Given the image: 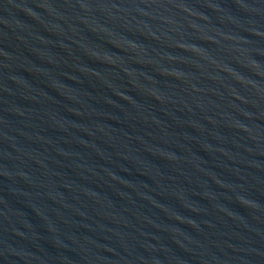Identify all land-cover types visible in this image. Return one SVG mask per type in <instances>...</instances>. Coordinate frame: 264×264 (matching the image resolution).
<instances>
[{"label": "water", "instance_id": "95a60500", "mask_svg": "<svg viewBox=\"0 0 264 264\" xmlns=\"http://www.w3.org/2000/svg\"><path fill=\"white\" fill-rule=\"evenodd\" d=\"M0 264H264V0H0Z\"/></svg>", "mask_w": 264, "mask_h": 264}]
</instances>
